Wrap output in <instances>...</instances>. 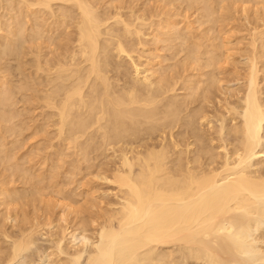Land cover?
<instances>
[{
    "label": "bare ground",
    "instance_id": "6f19581e",
    "mask_svg": "<svg viewBox=\"0 0 264 264\" xmlns=\"http://www.w3.org/2000/svg\"><path fill=\"white\" fill-rule=\"evenodd\" d=\"M16 1L17 0H0V9H5L7 7L6 14L7 12L9 13L10 9L16 10ZM102 1L99 0V3H102ZM163 1L164 0L160 2L163 3ZM167 1L170 3V0ZM175 1L178 2V0ZM175 1L172 0L171 3H175ZM179 1H183L182 5L185 2L187 6L189 5L188 3H193V6H196L195 4L199 0ZM223 1L225 2L227 0H222L221 2ZM235 1L236 5L234 0H231V2L229 1L230 5L233 4L236 6L233 7V11H230L232 15L233 12H236L234 9L237 8L239 10L238 7L241 6L238 0ZM245 1L246 5H242L243 7H241L240 10L244 15L247 14V9L248 11L251 9L249 8L250 3L247 5V2L252 0ZM254 1L255 3L257 2V0ZM254 1L252 2L255 5ZM259 1L261 0H258L257 3L261 5L262 2L261 6H264V2ZM18 2L19 1H17V5L22 9L21 18L22 16L23 18L20 19L19 14H17L15 20L8 17L9 20L12 19V23L10 22L9 24V21L8 23L5 22L6 26L7 24L10 26L8 28L6 27L7 33L6 31L3 33L4 30L2 32L5 23L4 26L2 25L3 23H0V34H4V37H0V40H6L7 37L5 34L8 35V41H6L5 44L3 42L2 45L0 41V61L11 57H14L15 60L17 57L18 60L22 52L23 55L26 54V58L28 55L29 58L30 56L33 58V66L30 70L33 68L35 71L34 75H38L37 77L40 81H37L36 85H34V87H38V89L36 88L37 90L34 89V94L35 90L38 93L37 98L36 95L32 97L39 101H37L39 104V106H37L41 109L40 114L42 115L40 116H44V120L41 119V121H44V125L41 124V130L39 129L41 133L38 131V134L40 133L43 135L45 128L47 129L48 126H51L52 129L54 128L53 130H55L56 133V139L54 140H57L60 144L63 142L67 148L69 146L72 147L73 150L71 154H73L71 157L74 161L77 160L76 164L80 161L83 163L85 156L86 159H88L87 155L91 154V152L95 151L96 154V151L101 152L102 150L103 155V152L105 154L106 151L112 149L113 152L111 157L118 158V162L114 164V166L112 163L114 170L112 171L113 173L110 174V176L112 175L110 182L108 181L109 178L106 177H103L104 179L102 178L101 180L108 181L111 185L113 184L116 186L115 190H117V192L116 194L114 193L116 201L109 204L110 209L104 210V207V212L100 210L102 214L93 215L94 213H90L92 215L90 216L91 219L88 218L89 221H86L85 218L79 216L80 214L82 215L80 211L79 215L77 214V207L79 208V206L76 207L72 204V196L68 197V194L66 197L63 195L62 190L61 194L59 191L60 188L56 190L55 185L51 186L53 176L50 178L51 181H49L50 179L47 181L46 176L48 175L45 176L44 173V175L41 176V170L40 177L45 176L44 178L46 180L44 181H47L48 185L51 183V185L47 187L45 183V186L43 185V187L35 189V186L33 187L32 184L33 191L36 193L35 196H37L36 201L38 203V201L41 200L40 203H43V199L50 195L51 199L49 197L48 200H50L51 203L48 201L50 203L48 207L51 205V210L52 206L53 210H58L55 216V218H57L54 220L50 219L54 214L53 212L50 213V218L47 217V215L44 216L46 218H43L42 216L44 214L40 217H35L38 216L35 215V213V216L33 215V217H30L29 213V218L27 217L23 211L22 202L25 204L27 200L26 204H29L30 209L32 187L29 185L28 189H31L30 194L26 188V190L21 189L19 184H22L25 178V185H27V181L37 176H31V173L29 175L28 172L31 171L29 167L31 166L27 167L29 169H27L28 172L26 169H22L24 165L22 166L19 164L21 157L18 161L16 159L17 162L15 161L12 164L14 157L16 158L17 155L18 157H24L20 153L18 154V149L20 147L17 149L18 152L16 149L15 151L12 150V152H16L14 157H12L14 153L11 152L12 155L10 154L11 148H8V145L12 142L11 146H15L13 145L15 136L12 137L10 135L11 142H7V146L5 145L6 142L3 141L5 140L3 134H7V138L8 133L15 135L17 132V128L15 130L16 132H14V122L11 121L13 119H18L16 114H9L10 111H13H5L4 108L6 106L9 107L11 99L12 103L14 102L12 95L14 96L16 94L15 89L18 92L20 90L18 85L16 88L11 85L10 89L12 87V89H14V92H11L7 89L9 85L6 86V84V89H4V83L6 81L3 83L2 80L6 75L3 72L1 76H5L4 78L1 77L2 80L0 82V167L2 166L1 170H3L0 172V213L3 214L0 215V243L2 245L0 246V264H14L23 254L26 256L27 254L25 255V253L33 250L31 248L35 245V235L48 237L51 241L49 244L52 245L51 248H53L50 254H46L49 253L48 251L45 255L41 253L42 257L39 259L40 263L38 264H42L41 261L43 262V260L49 261L50 264H189L191 261H194L195 264H252L256 260L260 263L261 259L262 264H264V250L253 245L254 240L259 237V231L262 230L263 232L264 227V159L260 157V155H264V151L259 150L262 149L264 145V65L261 66V63H259V60L262 61V59H264V54L260 56L256 46L257 41H259L258 38L262 41V47L264 46V41L262 39L264 38V32H260L261 30L258 29L259 25L256 27L259 31L253 27L252 33L248 28L245 30V32L249 31L248 33H251V38L248 36L249 41L246 40L250 42L249 47L251 45L250 49H247V52L244 53L246 58L243 56V53H241L242 59L243 57L245 58L244 66L246 65V70L242 72V62L241 71H239V73L244 74L240 77L241 81H233L234 84L236 82L241 83H239L237 87L231 88L227 86L223 89L221 85L223 84L221 80L223 76L221 75L224 74V71L222 69L224 68L225 70V66H228L230 62L233 64L234 62L230 60H233L232 55L235 57V55L232 54V52L234 53L235 51L233 50L231 52L229 46L231 45L234 47L235 43H242V40L240 41L239 39V42L236 41L233 45L231 41H223L222 37V40L219 38L220 41L218 36L215 35L212 36L214 38L210 36L213 41L209 40L210 37L208 38L210 42L212 41L211 44L208 43L207 46H203L201 44V38L198 39L194 35H191L193 41L184 43L182 26L178 27L181 25L180 23H178V26L175 24L177 20H179V17L177 14L173 13L174 7L172 8L174 17L171 18L173 20L176 15L178 19L175 18V23L170 22V18L164 21L163 18H166V16H163L162 19H159L160 16H157L158 20L152 12L154 9L151 10L153 15H150L148 12L147 16L143 13L139 14V12H136L137 9L132 10L133 6L128 12L126 11V13H123L125 9L122 4V7H118L116 3H114V6L111 5L113 4L112 2H116V0H108L109 5L107 7H111L107 10L106 8L102 10L105 4L101 6L96 0H20V2ZM119 2L122 3V0H119ZM221 2H219L218 5L224 4L223 7H227V4L225 5V3ZM3 3H6V6L4 5L3 7ZM212 3L214 4V2ZM212 3L209 0H203V7H200L201 9L199 8L202 10V14L200 15L201 21V17H203V19H205V17L206 19L211 17V20L213 17L215 18L214 14H216V10H214V8L217 6L215 7V4L212 5ZM237 3L239 4L237 5ZM257 3L254 7L252 5L253 8H259L258 10L255 8L254 12L252 11L253 15L250 11L251 15L249 16H252V18L256 16L259 17L264 9V7H260ZM133 4L134 3H132V5ZM126 5L127 4H125V7ZM166 5L167 3L164 4L165 7ZM182 5L180 4L179 7ZM187 6L186 8H188ZM193 6L192 4L189 6L190 10L193 9ZM199 6H201V4H199ZM247 6L248 8L245 9ZM54 7H56L57 12ZM141 7H144V5ZM223 7V13H220L221 6H219L216 15H218L219 12V14L226 16L225 10H227V8L224 10ZM137 8L139 9V7ZM156 8L157 6L155 7V11H157ZM177 8L178 7H176V10ZM164 9L165 8H162V13ZM144 10H146V8ZM169 10L171 9H168V11ZM168 11L167 14L169 15ZM228 11L229 10H227V12ZM159 12H161V10ZM184 12H186L185 8ZM199 14L200 12L198 13L197 11L195 15L196 18L199 17ZM227 15V19L228 17L229 19L232 18V16L230 18V14ZM239 15V18H244L240 12ZM6 16H3V18H6ZM261 16L258 19L261 20ZM47 17L49 18L47 19ZM257 17L254 18L255 22L257 21ZM219 18L220 15L218 19ZM222 18L224 17L222 16ZM246 18L247 16L245 19ZM263 18L262 21H264ZM50 19L51 21L48 23L47 20ZM67 19L72 23L71 25L69 24L70 27L67 26V24L70 23V21L67 23ZM155 19L158 21H155ZM200 19V28L202 29L203 25L207 23H205V21L204 23L201 22ZM220 19L219 21H224L223 24L225 25L226 19ZM247 19L250 20V17ZM4 20L7 21V19ZM59 20L60 25L57 24ZM217 20L216 23L214 20V23L215 26L217 24L216 32L220 35L222 32H219V30L224 31V28L221 30L222 28L220 27L221 29L219 28V30H217L219 25L223 26V24L221 22L220 24ZM23 21L26 22V26H23ZM189 21H191V19ZM212 21H206L208 22V29H210L209 24ZM233 21L235 22V20ZM258 21L256 23H258ZM46 22L48 23L47 26ZM178 22H181V20ZM191 22H195V18L194 21ZM228 22H230V20L227 21V24ZM260 23V27L262 26L264 30L262 22ZM248 24L250 23L248 22ZM248 24L245 23V26ZM61 26L63 31L66 29L65 32L68 28L72 29L70 33L68 30L71 37L65 42L66 44L68 43L64 45L65 48L63 47L64 49H61V51L59 50L60 54H57L54 58L51 57L53 58L51 61L48 60L49 57L47 58L42 54L43 52H47L46 49L48 48H52L53 50L57 42V47L59 43L64 44L61 38L63 35V33H61ZM155 26L161 31L160 32L156 28V30L159 31L158 37L160 33H163L161 37L164 36V38L159 39L156 36L157 31L155 30ZM176 26L177 29L179 28V31H176L177 29L175 30ZM191 26L192 28L193 26L197 27V25H193L192 23ZM215 26L213 24L212 27L215 29ZM57 27L60 28V32H58L59 30L57 31ZM189 27L190 25H188L187 29L191 31L192 29ZM227 27L229 28V26ZM200 28L198 29L200 30ZM29 29L30 32L28 31ZM185 29L186 28H184L183 31H185ZM208 29L205 28V30L209 32ZM228 30H230V28ZM25 32L31 35L30 37L29 35L27 36L29 40L24 38ZM55 32L56 34L58 32L57 36L60 35L59 33L62 34L60 35V42L57 41L58 38ZM154 32H156V35ZM204 32L205 31H203V34ZM195 33L197 34L198 32H195L194 29V34ZM226 33V38L228 40L231 39L228 37V31ZM232 33L230 31V34ZM45 34H50V36L47 38V35L44 42H42L43 35ZM53 34L56 36V42L52 47V42L55 40ZM67 34L63 35V38L66 39L68 36ZM208 34L213 35L210 32L207 34L205 32V37ZM9 35L12 38L10 37L9 39ZM199 35L201 36V34ZM35 37L38 38L37 40H40V43H43H41L40 46L44 47V51L42 49L39 50L37 47L39 51H35V53L32 52L31 47H33L32 43H34ZM231 37L234 38L235 36L231 35ZM143 38L145 40L146 38L155 39V41L152 40L154 46L156 40H158V44L162 42L160 46L163 45V43H167L168 46L172 43V49L179 45L178 41H181V48L183 47L181 52L186 53L183 55L184 59H181L180 67L178 64L177 69L176 64V68L173 67V70H171L169 64H166L164 68H169L170 70L168 69V71L170 72L166 75L164 74L165 76L160 74L159 69H161V67L159 68V65L162 63V60L158 61V71L155 70L156 68L154 67L156 64L155 66L153 65L152 59V64L149 59L143 60L148 50H151L150 47H148V50L146 49L145 44L147 42L145 43ZM37 40L34 46H36L37 43L40 44ZM175 41H177V45ZM214 41L215 43H213ZM261 41H259L260 44L258 43V46L261 45ZM152 42L150 41V45ZM173 42H175L176 46ZM247 42H245L246 45H248ZM26 44L28 46L30 45L27 47L29 51L26 49ZM62 44L61 46H63ZM158 44H156V46ZM24 45L25 49L28 51L26 53L24 52L26 51ZM165 46L167 47V45ZM165 46L163 47L166 48ZM155 47L153 48L152 46L153 49H155ZM244 47L247 48V46ZM262 47L260 49L258 48L260 53ZM162 49V47L161 49L159 48L161 52ZM177 49L180 50V45ZM177 49L172 50L174 53L176 51V54H174L175 58L170 55L173 60L169 58V62L171 60L174 61L177 55L179 57L180 51ZM34 50L35 47L33 48V51ZM155 51L152 55L149 54V56L152 57L154 53L157 55V51ZM150 52H152V50ZM250 52L251 54H249ZM52 53L53 51L49 52V54L47 52V56H51ZM55 53H58L57 48ZM55 53L53 54L55 55ZM246 53L249 56H246ZM23 55L21 58L25 57ZM146 57L149 58L148 56ZM154 59L155 58H153V60ZM142 60L145 62L141 63ZM2 62H0V69L1 65L2 67L4 66ZM159 62L161 63L159 64ZM163 62L167 63L165 59ZM27 63H25L24 67L28 65ZM229 66L231 67V65ZM20 68L22 69V67ZM164 68H162L161 71ZM17 69L19 70V66L16 70ZM165 69L164 72L166 73L167 70ZM174 69H177L176 72H174ZM24 70H26V68ZM236 70L238 69H234L235 72ZM222 72L223 74H221ZM219 76H221V78H219ZM30 78L32 82V79H34L32 74ZM4 80H6V78ZM26 81L27 82L24 84L28 83L29 77ZM229 83L232 82L229 81ZM31 84L33 87V83ZM31 84L29 82V85ZM23 85H19V87ZM25 87L27 89V86ZM26 89L25 91H28ZM31 91H33V89ZM178 91L181 92V95ZM214 91H216L218 95H221V98H217ZM17 95L15 97H17ZM12 103L11 105L13 106L14 103ZM11 105L10 107H12ZM38 118L40 117L38 116ZM10 121L12 122L13 128L11 125L7 126V123L9 122L10 124ZM21 121L22 120H20V123L22 124L23 121ZM3 124L6 125L4 126ZM38 124L40 126L39 121ZM34 131L36 132V130ZM17 133L19 135V132ZM38 134L36 133V135ZM18 135L16 138L20 137ZM42 135L41 138L45 141L46 138L43 139L44 137ZM46 135L48 136V134ZM17 140L16 142L14 141L16 145L18 143ZM50 141V143H52L53 138ZM4 142L5 144H3ZM38 144L39 143H37V145ZM52 147L50 144V150H52ZM116 147H120L119 154L115 151L117 150ZM60 148L64 149L63 145ZM67 148L66 150L68 151ZM12 149H14V147H12ZM56 151L55 149V153L52 151L54 156L51 155V157H55L56 153L62 157L60 154L62 151H60V153ZM74 151L75 156H73ZM63 155L65 156L64 153ZM57 157L58 156L54 159L56 160ZM79 157L82 158V160ZM11 158H13V160ZM62 158L56 161L59 162L61 159V162H63ZM90 159L91 157L89 160ZM95 160H97V158H95ZM49 162L51 163V168H53L54 165L52 164L54 161L51 162L49 160ZM7 164H9V166ZM12 166H15L13 168H16V172L14 171V173L12 169L13 174L11 173L12 175H10L9 173V175H6V171L8 169L10 170ZM41 167L43 169L45 168L43 165ZM55 170L51 169V171L59 173L58 169L55 168ZM36 173L38 175V172ZM48 174L50 177V173ZM53 174L54 173H52V175ZM66 174L68 175V173H64L65 177ZM37 178L40 179L39 177ZM37 178V183L42 186L40 182L43 184V181L40 180L39 182ZM54 179L56 180L55 177ZM33 180L35 181V179ZM17 182H19L18 185ZM72 182L70 186L73 188L72 184L74 183ZM11 184L12 186H10ZM15 184L16 186H13ZM64 184H68L69 186L68 182L65 183L64 181ZM35 185H37L36 182ZM82 185L84 186L86 184L82 183ZM17 186H19L21 190H19ZM46 189L47 191L49 190L48 193L45 192ZM62 189H64V186ZM73 191L75 190L73 189ZM93 191L92 193H94ZM94 194H96V192ZM86 195L85 202L84 197ZM86 195H82L84 201H81L82 203L80 202V204L78 203L80 206L82 205V207H84L87 201H92V196H90V200H87L89 195ZM73 198H75L74 195ZM76 198L81 197L76 196ZM99 202H101L100 198ZM45 203L46 201L44 205ZM47 203L45 210L46 208L49 210ZM90 204L92 205V203ZM93 204L96 205L97 202ZM87 206L89 207V205ZM87 206L84 208L86 209ZM91 207H94V205ZM97 207L98 209H102L101 206ZM48 210L47 212L49 213ZM27 212L28 211H26V213ZM76 215H78L79 218ZM59 223L63 225L59 226ZM8 229H14L17 232H14V234ZM57 229L60 231L58 232ZM54 230L57 232H54ZM257 232L259 233L257 234ZM257 244H259L258 240ZM175 247L178 248L177 253L181 252V256L178 257V255H175ZM244 256L246 257L243 259L242 257ZM36 259L38 260V258ZM188 259H191V261L189 262ZM222 259H224L223 262ZM250 261H252V263H250Z\"/></svg>",
    "mask_w": 264,
    "mask_h": 264
},
{
    "label": "rangeland",
    "instance_id": "374dc122",
    "mask_svg": "<svg viewBox=\"0 0 264 264\" xmlns=\"http://www.w3.org/2000/svg\"><path fill=\"white\" fill-rule=\"evenodd\" d=\"M17 1H19L20 2V0H17ZM17 1H16V5H15V9L16 10H11L10 9V11H9V13L7 12V14L5 13L6 11H7V7L5 8V9H0V16H1V21H0V23L4 26V23L5 22H7L8 23V21H9V24H10V22L12 23V19L11 20H9L8 19V17L9 18H13L14 20H15V18L17 17V14H19L20 15V17H19V15H18V17L20 18V19H22L23 18V16H22V18H21V15H22V9H21V7L20 6H18L17 5ZM102 1V0H101ZM104 1V2H103ZM102 1V3L100 2L99 3V0H96V2H98L101 6L102 5H106V3H107V5H106V7H105V5L102 7V10H104L105 8H106V10L108 9V8H110L111 6H109V7H107L109 4H108V0L107 1H105V0H103ZM110 1H112V0H110ZM121 1V0H120ZM133 1V2H132ZM160 1H162V0H122V3L121 2H119V0H118V3H117V0H116V2H112L113 4H111V5H113L114 6V3H116V5L118 4V7H122V5H123V8L125 9L124 11H123V13H126V11L128 12V10L129 9H131L132 8V6H133V9L132 10H136V12H139V14H145L146 16H147V13L149 12V14L150 15H153V13H154V16H155V18H157V16L159 17L160 16V18L159 19H162V17L163 16H166V18L164 17L163 18V20L164 21H167V20H165V19H169L170 18V22H173V23H175V18H177L176 17V15H175V18L172 20V18L174 17V14H177V16L179 17V20H177V22L175 23L177 26H178V23H180L181 25L180 26H178V27H181V29H182V34H183V40H184V43L185 42H190V41H193V37L191 36V35H194L195 37H197L198 39L199 38H201V44L203 45V46H207V44L209 43V44H211L212 43V41H213V39L212 38H214V37H212V36H215V35H217L218 36V39L220 38L221 40H222V38H223V41L224 40H226V41H231V44H233L234 42H236V41H238L239 39H240V41L242 40V43L241 42H239V43H235V45H234V47L233 46H229L230 48V51L232 52L233 50L235 51L234 53L232 52V54H234L235 55V57H233V55H232V59L233 60H230V61H232V62H234L233 64H231V62H230V64L229 65H231V67L228 65V66H225L226 68H225V70H224V68L222 69L223 71H224V74H223V72L221 73V74H223V75H221V76H223V78L221 79L222 80V82H223V84H221L222 85V87H223V89H225V87H231V88H233V87H237V85L239 84V83H241V82H236L235 84L233 83V81H241V78L240 77H242V75L244 74V73H239V71H241V66H242V64H243V66H242V72H244L246 69H245V66H244V61H245V55H244V53L245 52H247V49H250V47H251V45H250V47H249V43L250 42H247V41H249V37L251 38V31L253 30L252 29V27L254 28V29H257L256 27L259 25V28L258 29H260L261 31L260 32H264V30H263V27L261 26L260 27V22H262V25L264 26V21H262V18L264 17V15H263V12H264V9L262 10L261 8V10H262V14L261 15H263V16H261V15H259V17L261 16V20L260 19H258L259 17H257V21H258V23H256L255 22V20H254V18H256V17H254L255 16V14H254V18H252V16H249V15H251L250 14V11H251V13H252V15H253V12L255 11V8H253L255 5H256V3L258 2V0H257V2L255 3V1L254 0H252V1H254V3H255V5L253 4V2L252 1H250V0H248V1H250V2H247V5L250 3V5H249V8H251L249 11H248V6L245 8V9H247V14L246 15H244V13L243 12H241L240 10H241V7H243L242 5H246V1L244 0V3H243V0H241V2H240V0H238L239 1V3L241 4V6L240 7H238L239 8V10L237 9V8H235L234 10L237 12V11H239L240 12V14L241 15H243V17L244 18H239V12H233V15L234 14H236V15H232L231 14V10L233 11V7H236V6H234L233 4V6L232 5H230V2H231V0H227L228 1V3H227V1H223V2H221L220 0H219V2H221V3H225V5L227 4V7H223V5L222 4H220V5H218V0L216 1V0H209L211 3L212 2H214V4H215V7L216 8H214L212 5H214L213 3H212V7L214 8V10H216V14H217V10H218V8H219V6H221V11H220V13L222 12L223 13V11H222V7H223V9L225 10L226 8H227V10H229L228 12H227V10H225L226 11V16L225 15H221V14H219V12H218V15H216V14H214V16H215V18L213 17L212 18V20H211V17H209V18H207L206 19V17H205V19H203V17H201L202 18V21H201V19H200V15L202 14L201 12H202V10H200L202 7H203V0H199L198 2H196V6H193V3H191L192 4V8L193 9H191L190 10V3H188V2H186V3H188L189 5L187 6V4H185V2H184V4L182 5V3H183V1H179L178 0V2L177 1H175V0H173V1H175V3H177V4H175V3H171V1L172 0H170V3L167 1V0H164L163 1V3L162 2H160ZM205 1V0H204ZM261 1H263L264 2V0H261ZM261 1H259V2H261ZM18 2V3H19ZM123 2H124V4H123ZM126 2V3H125ZM159 2V3H158ZM180 2V3H179ZM234 2H235V5H236V1L234 0ZM130 3V4H129ZM132 3H134L133 5H132ZM144 3V4H143ZM167 3V5H169V6H167L166 5V7L164 6V4H166ZM198 3V4H197ZM205 3V2H204ZM233 3V2H232ZM239 3H237V5L239 4ZM122 4V5H121ZM125 4H127L126 5V7H125ZM157 4V5H156ZM173 4V5H172ZM182 5V6H180L179 7V5ZM199 4H201V6H199ZM260 7H264V6H261L262 5V2H261V5L259 4V3H257ZM264 4V3H263ZM4 5L6 6V3L4 4L3 3V7H4ZM115 5V6H116ZM121 5V6H120ZM144 5V7H141V6H143ZM171 5V6H170ZM252 5H253V7H252ZM131 6V7H130ZM147 6V7H146ZM152 6V7H151ZM157 6V8H156V10L157 11H155V7ZM160 8H159V7ZM185 6V7H184ZM186 6L188 7V8H186ZM197 6H199V7H197ZM251 6V7H250ZM13 7V6H12ZM128 7V8H127ZM136 7V8H135ZM137 7H139V9L137 8ZM174 7V9H173V13H172V8ZM176 7H178L177 8V10H176ZM182 7V8H181ZM198 9H197V8ZM201 7V8H200ZM258 7V6H257ZM18 8H19V10H20V12H19V10H18ZM135 8V9H134ZM141 8V9H140ZM146 8V10H144ZM158 8H159V10H158ZM162 8H165L164 10H163V13H162ZM184 8H185V11L186 12H184ZM195 8V9H194ZM200 8V9H199ZM229 8V9H228ZM230 8H232V9H230ZM54 9L56 10V12H57V9H56V7H54ZM127 9V10H126ZM150 11H149V10ZM154 9V11H152L151 12V10H153ZM168 9H171V10H169L168 11ZM179 9V10H178ZM188 9V10H187ZM254 9V10H253ZM257 9V8H256ZM259 9V8H258ZM257 9V10H258ZM3 10V11H2ZM140 10V11H139ZM142 10H143V12H142ZM148 10V11H147ZM161 10V12H159ZM166 10V11H165ZM182 10H183V12H182ZM190 10V11H189ZM12 11H14V12H12ZM167 11H168V13H169V15L167 14ZM178 11V12H177ZM195 11V12H194ZM197 11H198V13L200 12V14H199V17L198 18H196V14H197ZM242 11H243V8H242ZM253 11V12H252ZM260 11V10H259ZM151 12V13H150ZM158 13V15H157V13ZM180 12V13H179ZM59 13V12H58ZM57 13V14H58ZM155 13H156V15H155ZM162 13V14H161ZM166 13V14H165ZM179 13V14H178ZM196 13V14H195ZM249 13V14H248ZM172 14H173V16H172ZM180 14H182V15H180ZM225 14V13H224ZM227 14H230V18H231V16H232V18L231 19H229V17H228V19H227ZM7 15V16H6ZM150 15H148V16H150ZM162 15V16H161ZM187 15H188V17H187ZM191 15H193V16H191ZM219 15H220V20H224V18L226 19V23H225V25L223 24V22L224 21H219V19H218V17H219ZM3 16H6V18L4 17L3 18ZM167 16H168V18H167ZM181 16H182V18H181ZM195 16V17H194ZM217 16V17H216ZM222 16L224 17V18H222ZM247 16V18H249L250 17V20H251V22H252V24H254L255 25V27H254V25H252L251 24V22H250V20L249 19H245V17ZM172 17V18H171ZM183 17H184V19H183ZM190 17V18H189ZM237 17V18H236ZM2 18H3V20L4 19H7V21L6 20H2ZM49 17H47V19H48ZM187 20H186V19ZM189 18V19H188ZM194 18H195V22H191V21H194ZM234 18V19H233ZM33 19V18H32ZM158 19V18H157ZM157 19H155V21L157 20ZM158 19V20H159ZM178 19V18H177ZM183 19V20H182ZM191 19V21H189ZM199 19H200V21L201 22H203L204 23V21H205V23H207V24H204L203 25V30L200 28V22H199ZM218 19V20H217ZM244 19V20H243ZM157 20V21H158ZM181 20V22H178V21H180ZM184 20H186V21H184ZM214 20H215V23H216V20L220 23H222L223 24V26L222 25H219L218 26V29L217 30H219V28L221 29V30H223V28H224V31H220L219 30V32H222L220 35L219 34H217V32H216V28H217V24H216V26H215V23H214ZM230 20V22H228V24H227V21H229ZM233 20H235V22L233 21ZM236 20H237V22H236ZM242 20H243V22H242ZM248 20V21H247ZM263 20H264V18H263ZM49 21H51V19L50 20H47V22L49 23ZM67 21V23H68V21H70L69 19H67L66 20ZM183 21V22H182ZM188 21H189V23H188ZM197 21V22H196ZM206 21H212V22H210V29H208V22H206ZM244 21H245V23H247L248 24V22L250 23V24H248V25H246L245 26V23H244ZM46 22V26H47V23ZM162 22V21H161ZM199 22V23H198ZM254 22V23H253ZM66 23V24H67ZM155 23H158V22H155ZM183 23V24H182ZM190 25V27H191V31L189 30V29H187L188 28V25ZM191 23L193 24V25H197V27L196 26H193V28H192V26H191ZM197 23V24H196ZM203 23H201V24H203ZM211 23H212V25H211ZM220 23V24H221ZM229 23H230V25H229ZM9 24H7V26H6V23H5V26H4V28H3V26L1 25V27L3 28L2 29V32H3V30H4V32L3 33H5V31H6V33H7V28L8 27H10L9 26ZM26 24V22L25 21H23V26ZM57 24H59L60 25V20H59V22L57 23ZM69 24L71 25L72 23H71V21H70V23H68L67 24V26H69ZM213 24H214V26H215V29H214V27H212L213 26ZM185 27H184V26ZM229 26V28H230V30H228L229 28L227 27V26ZM243 25V26H242ZM26 26V25H25ZM40 26L42 27V25L40 24ZM177 26L175 27V30L177 29ZM199 26V27H198ZM202 26V25H201ZM226 26V27H225ZM241 26V27H240ZM244 26H245V28H244ZM7 27V28H6ZM70 27V26H69ZM189 27V28H190ZM156 28H157V26H155V30H156ZM184 28H186L185 29V31H183V29ZM198 28H200V30L197 29ZM205 28L206 29H208L209 30V32L210 33H215V34H213V35H211V34H208V35H206V37H205V32H206V34L207 33H209L208 31H206L205 30ZM211 28H212V30H211ZM227 28V29H226ZM233 28V29H232ZM243 28V29H242ZM246 28H248V30L251 32V33H248L249 31H246L245 32V30H246ZM250 28V29H249ZM262 28V29H261ZM10 29V28H9ZM60 28H58L57 27V31L59 30ZM180 29V30H181ZM194 29H195V32L197 31L198 33L196 34H194ZM257 29V30H258ZM61 33H63V35H66L67 33H68V30H69V33L70 32H72V29L70 28H68V30L65 32V30L63 31V28H62V26H61ZM157 30H159L158 28H157ZM156 30V31H157ZM228 31V37L229 38H231V39H227L226 37H227V31ZM243 30V31H242ZM29 32H30V29L28 30ZM27 31V32H28ZM55 31H56V28H55ZM160 31V30H159ZM159 31H157V35H156V32H154V34L158 37V34H159ZM176 31H179V28L176 30ZM191 32V34H190V32ZM202 31V32H201ZM203 31H205L204 32V34H203ZM215 31V32H214ZM230 31H231V33L232 34H230ZM244 32V33H242V32ZM259 31V30H258ZM58 32H60V30L58 31ZM58 32H57V34H58ZM66 34H65V33ZM161 32V31H160ZM163 32V31H162ZM165 32V31H164ZM181 32V31H180ZM185 32H186V36H185ZM201 32V33H200ZM0 33H1V30H0ZM61 33H59L60 35H62ZM67 34L68 36L66 37V39L65 38H63V35H62V39H63V41H64V44H62L63 46H61V44L59 43V45H58V47H57V44H58V42L56 43V46L55 47H53L54 45H55V42H56V36H57V34H56V32H55V34H56V36L53 34V37H54V41L52 42V44L53 45H51L52 47H53V50H52V48H48V49H46V51L48 52V54H49V52H51V51H53V53H55L56 52V48H57V51H58V53H55V55L52 53V55L51 56H47V52H43L44 51V47L43 46H40L41 45V43L42 42H44V40L46 39V36L48 35V34H45V35H43V38H42V42L40 43V40H37L38 38L37 37H35V41H34V43L36 44V40L37 41H39V43L40 44H38L37 43V45L36 46H34V43H32V45H33V47H31V49H32V52L33 53H35V51L37 52V51H39V50H43L42 52H43V54L42 55H44V56H46L47 58H48V60H53V58L55 57V56H57V54H60L59 52L61 51V49H64L65 47H64V45L66 44L65 42H67L69 39H70V34ZM188 33H189V37H188ZM225 33H226V36H225ZM246 33H247V35H246ZM32 34V33H31ZM199 34H201V36L199 35ZM202 34H203V38H202ZM236 34V35H235ZM3 35V36H2ZM0 34V37H4V34ZM25 39L27 38V36L29 35V37L31 36L29 33L27 34L26 32H25ZM60 35H58L57 36V41H61V40H59L60 39ZM161 35H163V33H160V35H159V39L160 38H164V36H162L161 37ZM231 35L232 36H235L234 38L233 37H231ZM5 36L7 37V39L6 40H3L2 38V40H0L1 41V44L3 45V42H4V44H5V42L6 41H8V35H6L5 34ZM50 36V34L47 36V38ZM191 36V37H190ZM199 36V37H198ZM212 38H211V37ZM224 36H225V39H224ZM249 36V37H248ZM10 35H9V39H10ZM186 37V38H185ZM210 37V38H209ZM222 37V38H221ZM239 37V38H238ZM12 38V37H11ZM206 38H207V42H206ZM208 38H209V40H212L211 42L208 40ZM236 38H237V40H236ZM244 38V39H243ZM246 38V39H245ZM28 40H29V38H27ZM65 39V40H64ZM189 39H192V40H189ZM203 39H205V40H203ZM219 39V40H220ZM259 39V41H261V39L260 38H258ZM263 39V41H264V38H262ZM149 40V41H148ZM152 40L153 41H155V39H153V38H146V40L143 38V41L146 43L145 45H146V49L148 50L149 48L148 47H150V49L152 50V52H150L149 50H148V53H147V55H145V58L143 59V60H145V59H149V61H150V63L152 64V62H153V65L155 66V64H156V66L154 67V68H156L155 70H157L158 71V69L161 67V69L162 68H164V67H166V64H169V68H171V70H173V67L174 68H176V64H177V69H178V64H179V67H180V62H181V59H184V56L183 55H185V53L186 52H181L182 51V49H183V47L181 48V41L179 42L178 40V44L180 45V50L179 49H177V47L179 46V45H177V41H175L176 42V45H175V42H173L174 43V45L176 46L174 49H177L178 51H180L179 52V57H178V55H177V57H176V61L174 62V61H172L173 60V58H175V55L174 54H176V51H175V53L174 52H172V50H174V49H172L171 48V46H173V44L171 43V45H169L168 46V44L166 43H163V45H161L160 46V43L162 44V42H159V44H158V40H156V42H155V46H156V44H158L156 47L153 45L154 43L152 42ZM189 40V41H188ZM218 40V41H219ZM220 40V41H221ZM247 40V41H246ZM62 41V42H63ZM150 41L152 42V44L150 45ZM204 42V44H203V42ZM209 41V42H208ZM259 41H257V43H256V46H257V52L259 53V55L261 56V54L263 55L264 54V46L262 47V41H261V45H259L258 46V43L260 44V42ZM149 42V43H148ZM206 42V43H205ZM245 42H247L248 43V45H246L245 44ZM213 43H215V41L213 42ZM216 43H217V41H216ZM43 44V43H42ZM68 44V43H67ZM66 44V45H67ZM206 44V45H205ZM238 44V45H237ZM40 47H39V46ZM165 45H167V47L165 46ZM237 45V46H236ZM240 45V46H239ZM243 45V46H242ZM30 46V45H29ZM27 44H26V49L28 50V48L27 47H29ZM59 46H60V48H59ZM152 46H153V48L155 47V49H156V51H155V49H153L152 48ZM163 46H165L166 48H164ZM244 46H247V48H245ZM262 47V49H263V52H262V49H261V53H260V50H258V48L260 49L261 47ZM35 47V50L33 51V48ZM37 47L39 48V50L37 49ZM42 47V48H41ZM64 47V48H63ZM161 47L163 48L162 49V52L159 50V48L161 49ZM231 47H232V49H231ZM236 47V48H235ZM239 47V48H238ZM249 47V48H248ZM59 48V49H58ZM167 48H169V49H167ZM234 48V49H233ZM24 49H25V45H24ZM25 49V50H26ZM240 49H241V51L242 50H245V51H240ZM1 50V49H0ZM24 51L25 53L26 52H28V51ZM60 50V51H59ZM169 50H170V52H171V54H170V52H169ZM156 52L157 53V55H155V53H154V57L152 56V57H150L149 56V54H153V52ZM164 51V52H163ZM167 51V52H166ZM230 51H229V53H230ZM237 51V52H236ZM249 51V50H248ZM161 53V54H159V53ZM172 53H173V55H172ZM180 53H181V55H180ZM183 53V54H182ZM241 53H243V56L245 57H243V59H242V54ZM46 54V55H45ZM162 54H163V56H162ZM177 54H178V52H177ZM241 54V55H240ZM249 54H251V52L249 53ZM23 55V52L21 53V55L19 56L20 58L18 59L19 60V62H18V60H17V57H16V60H15V58L14 57H11V58H9V59H7V58H5V59H2V61L4 62L5 60V62L3 63L2 61H0V62H2V64H4V66L2 67V65H1V69H0V82H1V80H2V78L1 77H3L4 78V76L6 75V80H2V82L4 83V81H6L5 83H4V89H6V86L7 85H9V86H7V89H9L11 92H14V89H10V87H11V85L12 86H14L15 88H16V86L18 85V88H20V90H19V92L18 91H16V89H15V95L13 96L12 95V97H13V103L15 104V106H14V104L12 103V99H11V103L13 104V106L11 105V103H10V105L12 106V107H10V105H9V103H8V105H9V107L8 106H6L5 108H4V110L6 111H10V110H12L13 112H11L10 111V113L9 114H16V117L18 118V119H13V120H11L12 122H14V132H16L15 130H16V128H17V132H19V135H18V133L16 132V134L15 135H13V134H9L8 133V136H9V139H8V136H7V138H6V135L7 134H3V136H5L4 137V139L5 140H3V141H5L6 142V144H5V142L3 143V144H5L6 146L8 145L7 144V142L9 143V142H11V138H10V135L13 137V136H15L14 137V141L16 142V140L18 139V138H20V139H18L17 141H18V143H17V145L15 144V142L13 141V139H12V141H13V145H15V146H11L12 145V142H11V144H9L8 145V148H11V150H10V154H11V152H12V150H14L15 151V149L17 150L19 147L21 148H19L18 150H19V152H18V150H17V152H18V154L20 153L21 155H23L24 157L22 158V156H19L18 157V155L16 156V158L14 157V155H16L15 153L16 152H12V153H14L13 154V156L12 157H14V160H13V158H11L13 161H12V164H13V162H15L16 161V159H17V161H18V159L20 158V161H21V163H20V161H19V164L20 165H24L23 166V170H27L28 168L27 167H29V166H31V167H29V168H31L30 170L32 171H29L28 172V170H27V172L29 173V175H30V173H31V176H33V175H35V176H37V177H39L40 179H38L37 177V179H38V181L40 182V180L41 181H43V184H42V182H40V184L42 185V186H40L39 185V183H37V181H36V178H32V177H30V178H32V179H30L31 181L33 180V179H35V181L33 180L32 181V183H31V181H30V183H29V181H27L28 182V184L27 185H25L26 184V182H25V176L24 177H22V178H24V183L22 182V184H19V186H21V189H23V190H26L27 189V191L28 192H30V194H31V189L29 190L28 188H29V185H30V187H32V184H33V187L35 186V189H39V188H41V187H43V185L45 184V185H47V187L48 186H50L51 185V183L48 185L47 184V181H48V179H50L51 178V176H53V178H52V185L51 186H53V185H55L56 186V190L58 189V188H60L59 189V191L61 192V190L63 191V195L64 196H66L67 197V195L69 194V196L68 197H71L72 196V204H74V206H79V208L77 207V209H78V211H77V209H76V211H77V214L79 215V211L82 213V215L80 214L79 216L81 217H83V218H85V220L86 221H89L88 220V218H90L91 219V217L90 216H92L91 214L92 213H94L93 215H97V214H102L101 212H102V210L104 209V207H105V209L104 210H107L108 208L110 209V207H109V204H112L113 202H115L116 201V198H114V196H115V194H116V192H117V190H115V187L116 186H114L113 184L111 185V183H109L110 182V179H111V176H110V174L111 173H113L112 171L114 170V164H116L117 162H118V158L116 159V158H113V157H111V155H112V149H109L108 151H106L105 152V154H104V152H103V155H104V157H103V155H102V150H101V152L100 151H96V154H95V151L94 152H91V154H89V155H91V156H89V155H87L88 156V159H86V156H85V159L83 160V163L80 161L79 163H81V164H79V163H77L76 164V162H77V160L76 161H74V159L71 157L72 156V154H71V152H72V147L71 146H69L70 147V149H69V147L67 148L66 147V145L65 144H63V142L60 144V142H58L57 140H54V139H56L55 138V135H56V133H55V130H53L52 128H51V126H48L47 127V129L45 128V132H43V135L42 134H40L41 133V131H39V129H40V127H41V124H43L44 125V116H40V115H42V114H40L41 113V109L38 107L39 106V104H38V100H36V98H37V95H38V93H37V89H38V87L37 86H35L34 87V85H36V82L37 81H40L39 80V78L37 77L38 75H34V70H33V68H32V70H30L31 69V67L33 66V64H32V61H33V58L30 56V58H29V55L27 56V58H26V54H24L23 56H25L23 59L21 58V56ZM164 55H165V58H164ZM173 56V58H171V56ZM231 55V54H230ZM236 55H237V57H236ZM240 55V56H239ZM146 56H148L149 58H147ZM160 56V57H159ZM167 56H168V58H167ZM246 56H249L247 53H246ZM51 57H53V58H51ZM159 59H157V58ZM239 57H241V58H239ZM13 58H14V61H13ZM153 58H155L154 60H153ZM161 58H164L165 59V62H167V63H164L163 62V60L164 59H161ZM172 59L170 62L168 61V60H170V59ZM235 58V59H234ZM263 58V57H262ZM261 58V59H262ZM21 59V60H20ZM151 59H152V62H151ZM166 59H167V61H166ZM238 59V60H237ZM25 60V61H24ZM51 60V61H52ZM142 60V61H143ZM157 60V61H156ZM160 60H162L161 62L162 63H164V64H162L161 62H159V68L157 67L158 66V61H160ZM21 61V62H20ZM29 61H30V64H29ZM141 61V63H144L145 61H143L142 62ZM178 61V62H177ZM237 62V64H236V62ZM239 61V62H238ZM7 62V63H6ZM15 62V63H14ZM28 62V63H27ZM177 62V63H176ZM243 62V63H242ZM263 62V63H262ZM12 63V64H11ZM21 63H22V65H21ZM25 63H27L26 65V67H24L25 66ZM173 63H175V64H173ZM239 63H240V66H239ZM242 63V64H241ZM259 63H261V66H263L264 65V59H262V61L261 60H259ZM1 64V63H0ZM18 64H20V65H18ZM24 64V65H23ZM245 64H246V62H245ZM6 65V66H5ZM16 65H17V67L19 66V70H20V72H19V70L17 69L16 70ZM163 65V66H162ZM173 65V66H172ZM227 65V64H226ZM235 67H233V66ZM238 65V66H237ZM29 66V67H28ZM170 66H172V67H170ZM237 66V67H236ZM20 67H22V69L20 68ZM168 67V66H167ZM228 67V68H227ZM264 67V66H263ZM3 68V69H2ZM26 68V70H24ZM169 68H167V69H165V70H167V72L165 73L164 72V69L161 71V69H159L160 70V74H162L163 76H165L166 74H168L170 71H168V69ZM222 68V67H221ZM230 68V69H229ZM232 68H233V70H232ZM244 68V69H243ZM177 69H174L175 71L174 72H176V70ZM234 69H238V70H236V72L234 71ZM1 70H2V72H1ZM4 70V71H3ZM170 70V69H169ZM232 70V71H231ZM17 71V72H16ZM3 72L5 73V75H3V76H1L2 74H3ZM164 72V73H163ZM226 72V73H225ZM20 73V74H19ZM24 73V74H23ZM28 73H29V75H28ZM33 75V78L34 79H32V82H31V78H32V76H31V78H30V75L31 74ZM27 74V75H26ZM165 74V75H164ZM238 74H239V78H238ZM20 75V76H19ZM21 75H23V76H21ZM226 75V76H225ZM221 76H219V78H221ZM28 77H29V81H28V83H26V84H24L25 82H27L26 81V79L28 80ZM156 77V76H155ZM26 78V79H25ZM36 78H37V80H36ZM238 78V79H237ZM234 79V80H233ZM11 80V81H10ZM35 82H34V81ZM226 81V82H225ZM229 81L230 82H232V83H229ZM7 82H9V83H7ZM12 82V83H11ZM14 82V83H13ZM18 84H17V83ZM29 82H30V84L31 83H33V87H32V84L31 85H29ZM228 83V84H225V83ZM39 83V82H38ZM38 83H37V85H38ZM5 84H6V86H5ZM14 84V85H13ZM24 84V85H23ZM19 85H23V86H20L19 87ZM25 86H27V89H26V87ZM239 86V85H238ZM24 87V88H23ZM29 88V89H28ZM37 88V89H36ZM25 89L26 90H28V91H25ZM33 89V91H31ZM34 89H36L35 90V94H34ZM2 90H3V87H2ZM22 91V92H21ZM215 93V96L217 97V98H221V95H218L217 94V92L216 91H214ZM224 92V91H223ZM37 93V94H36ZM178 93L181 95V92L180 91H178ZM177 93V94H178ZM18 94V95H17ZM17 95V97H15ZM35 95H36V98H34L35 97ZM218 95V96H217ZM32 96H34V97H32ZM220 96V97H219ZM26 97V98H25ZM30 97H31V99H30ZM15 98H16V100H15ZM33 98V99H32ZM18 100H19V103H18ZM38 101V102H37ZM38 105V106H37ZM36 106V107H35ZM37 107H38V109H40V110H38L37 109ZM15 108V109H14ZM16 110V111H15ZM17 111H19V112H17ZM21 112V113H20ZM38 116L40 117V118H38ZM22 120L21 122H22V124L20 123V120ZM41 119H43L42 121H41ZM10 121V124H9V122L7 123L8 125L7 126H10L11 125V127L13 128V125H12V122ZM38 121L40 122V126H39V124H38ZM16 122V123H15ZM33 122V123H32ZM35 123V124H34ZM31 124V125H30ZM4 125V124H3ZM6 125V124H5ZM4 125V126H5ZM26 125V126H25ZM38 125V126H37ZM49 125H51V124H49ZM19 127H22V128H19ZM26 127V128H25ZM28 128V129H27ZM35 128V129H34ZM38 128V129H37ZM19 129V130H18ZM27 131H26V130ZM24 130V131H23ZM34 130H36V132L34 131ZM41 130V129H40ZM48 130V131H47ZM52 130H53V132H52ZM22 131V132H21ZM38 131L40 132L39 134H38ZM47 131V132H46ZM22 133V134H21ZM34 133H35V135H36V133L38 134V135H40V136H38V135H34ZM53 133V134H52ZM31 134H33V135H31ZM46 134H48V136L46 135ZM17 135L18 136H20V137H18V138H16L17 137ZM41 135L44 137L43 139H45L46 138V142L44 141V140H42V138H41ZM15 138H16V140H15ZM52 138H53V142L52 143H50L51 141L50 140H52ZM8 139V140H7ZM30 139V140H29ZM40 139V140H39ZM7 140V141H6ZM22 140V141H21ZM42 140V141H41ZM20 141V142H19ZM20 143V144H19ZM23 143V144H22ZM37 143H39L38 145H37ZM50 144H51V149L52 150H50ZM63 145V147H64V149L63 148H60L61 146ZM5 146V147H6ZM10 146V147H9ZM18 146V147H17ZM47 146H48V148H47ZM12 147H14V149H12ZM17 147V148H16ZM24 147V148H23ZM57 147H58V149H57ZM68 149V151L66 150V148ZM7 148V149H8ZM55 149V151L56 152H58V153H60V151H62V153H60L61 155H62V157H60L59 156V154H57L56 153V156H58L57 158H56V160L57 159H59V158H62L63 159V162H61V159H60V161L59 162H57L54 158L56 157H51V155L52 156H54V154L53 153H55L54 152V149ZM59 148H60V150H59ZM117 148V150H115ZM114 150L116 151V153H120V147H116ZM47 149V150H46ZM63 149V150H62ZM38 150V151H37ZM42 150H43V152H42ZM119 150V151H118ZM259 150H262V151H264V145H263V147H262V149H259ZM31 151H32V153H31ZM52 151H53V153H52ZM34 152V153H33ZM42 152V153H41ZM67 152V153H66ZM38 153V154H37ZM45 153H46V155H45ZM63 153L65 154V156L63 155ZM31 154V155H30ZM97 154H98V156H97ZM12 155V154H11ZM32 155H33V158H32ZM41 156V157H40ZM73 156H75V151H74V155ZM48 159H47V158ZM82 157V156H81ZM91 157V159L89 160V158ZM260 157H262L263 159H264V155H260ZM36 158V159H35ZM50 158V159H49ZM80 158V157H79ZM95 158H97V160H95ZM103 158V159H102ZM45 159H46V161H45ZM65 159V160H64ZM81 160H82V158H80ZM115 159V160H114ZM37 160V161H36ZM49 160L52 162V161H54L53 162V164L52 165H54V167L53 168H51L52 166H51V163L49 162ZM95 160V161H94ZM99 160V161H98ZM109 160V161H108ZM16 161V162H17ZM23 161H25V162H23ZM31 161V162H30ZM32 161H33V163H32ZM86 161V162H85ZM91 161V162H90ZM112 161V162H111ZM43 162H44V164H43ZM49 162V163H48ZM67 164H66V163ZM73 162V163H72ZM74 162H75V164H74ZM87 162H88V164H87ZM31 163V164H30ZM42 163V164H41ZM55 163V164H54ZM59 163V164H58ZM112 163H113V166H112ZM104 164V165H103ZM8 166H9V164H7ZM7 165H6V167H7ZM43 165V167H45L44 169L41 167V166ZM75 166V167H73V166ZM109 165V166H108ZM26 166V167H25ZM70 166H72V167H70ZM99 166V167H98ZM13 167H15V166H12V167H10V170L8 169L7 171H6V175H9V173H10V175H12L13 173H12V169H13V172L15 171L16 172V168L14 169ZM25 167V168H24ZM37 167H39V168H37ZM41 167V168H40ZM80 169H79V168ZM91 167V168H90ZM110 167V168H109ZM111 167H112V169H111ZM1 168H2V166L0 167V172L1 171H3V170H1ZM8 168V167H7ZM34 168V169H33ZM55 168L56 169H58V171H59V173L58 172H54V171H51V169L53 170H55ZM60 168V169H59ZM97 168V169H96ZM33 169V170H32ZM38 169V170H37ZM47 169V170H46ZM69 169V170H68ZM77 169V170H76ZM41 170H42V175H41ZM44 170V171H43ZM46 170V171H45ZM73 170V171H72ZM76 170V171H75ZM54 173L53 175H52V173ZM56 171V170H55ZM68 173V175L66 174V177L64 176V173ZM75 171V172H74ZM105 171V172H104ZM108 171H109V173H108ZM14 172V173H15ZM35 174H34V173ZM36 172H38V175H37V173ZM50 173V177H49V174L48 173ZM12 173V174H11ZM33 173V174H32ZM44 173H45V176L46 175H48V176H46V178H47V181H44V180H46L44 177H40V175L41 176H43L44 175ZM47 173V174H46ZM57 175V177H58V179H57V177H56V175ZM62 176H61V175ZM70 174V175H69ZM73 175V176H72ZM107 175V176H106ZM34 176V177H35ZM54 177L56 178V180L54 179ZM68 177H70V178H68ZM109 178V182L108 181H104V180H101L102 178ZM28 178V177H27ZM44 178V179H43ZM66 178V179H65ZM103 178V179H104ZM43 179V180H42ZM62 179V180H61ZM28 180V179H27ZM72 180H73V182H72ZM49 181H51V179L49 180ZM63 181V182H62ZM64 181H65V183H69V186H68V184H64ZM78 183H77V182ZM91 181V182H90ZM96 181V182H95ZM35 182H36V184L38 185H35ZM71 182L72 183H74V184H72L73 185V188L70 186L71 185ZM18 183L19 182H17V185H18ZM55 183V184H54ZM77 183V184H76ZM82 183L83 184H86V185H82ZM63 184V185H62ZM44 185V186H45ZM60 185H62V186H60ZM80 185V186H79ZM81 185H82V187H81ZM10 186H12V184L10 185ZM13 186H16V184L15 185H13ZM19 186H17L18 188H19ZM40 186V187H39ZM54 186V187H55ZM58 186H60V187H58ZM63 186H64V189H62L63 188ZM66 186V187H65ZM79 186V187H78ZM33 187H32V195H31V200H30V209H29V204L27 205L26 204V201H25V204H24V202H22L23 203V205H22V208H23V211L25 212V214L27 215V217L29 218V216L30 217H33V215H34V213H35V215H38V216H35V217H40V216H42L43 214V218H46V217H44L45 215H47V217H49L50 218V213H54L53 215H52V217L50 218V219H52V220H54V219H56L55 218V216L57 215V213H58V210H53V206H52V210H51V205L48 207V204H50L51 202H50V200H48V198L50 197V199H51V196L49 195V196H47V198L45 197L44 199H43V203H40V201L41 200H39V197H38V203H37V196H35V191H33ZM76 187H77V189H76ZM26 188V189H25ZM65 188H67V189H65ZM20 188H19V190H21ZM73 189L75 190V191H73ZM94 190V191H93ZM92 191L95 193L96 192V194H94V193H92ZM45 192H49V190L47 191V189L45 190ZM66 193V194H65ZM79 195H78V194ZM80 193H81V195H80ZM90 193H91V195H90ZM115 193V194H114ZM61 194H62V192H61ZM86 194H88L89 196H88V198H87V200H90V196H92L91 197V199H92V201L90 200V202L89 201H87V203H85L86 202V197H87V195ZM93 194V195H92ZM73 195L75 196V198H76V196L78 197V196H80L81 198H76V200H75V198H73ZM85 196L84 197V200H85V204H84V207L85 206H87V205H89V207L87 206L86 207V209L84 208V207H82V205L80 206L79 204H80V202L82 201H84L82 198H83V196ZM60 196H62V195H60ZM113 196V197H112ZM32 197H33V200H32ZM99 198H100V201L101 202H99ZM102 199V200H101ZM112 199V200H111ZM28 200H29V198H28ZM98 200V201H97ZM46 201V203H47V207L49 208V210L46 208V210H45V206H46V203H45V205H44V202ZM52 201V200H51ZM81 202V203H82ZM96 203L97 202V204L95 205V204H93V203ZM107 202V203H106ZM28 203V202H27ZM76 203V204H75ZM79 203V204H78ZM90 203H92V205L90 204ZM32 204V205H31ZM33 204H34V207H33ZM101 204V205H100ZM25 205V206H24ZM38 205V206H37ZM94 205V207H91V206H93ZM105 205V206H104ZM108 205V206H107ZM97 206H101L102 207V209H98V207ZM42 209H41V208ZM76 207H74V208H76ZM91 207V208H90ZM100 207V208H101ZM44 208V209H43ZM92 208H93V211H92ZM94 208H96V209H94ZM0 209H1V207H0ZM3 209V208H2ZM36 209V210H35ZM88 209V210H87ZM91 209V210H90ZM97 209H98V212H97ZM33 210H34V212H33ZM37 210H38V212H37ZM43 210H44V213H43ZM47 210L49 211V213L47 212ZM85 210V211H84ZM86 210H87V212H86ZM100 210H101V212H100ZM104 210H103V212H104ZM26 211H28L27 213H26ZM41 211V212H40ZM83 211V212H82ZM89 211V212H88ZM33 212V213H32ZM56 212V213H55ZM95 212H96V214H95ZM100 212V213H99ZM30 213V214H29ZM46 213V214H45ZM48 213V214H47ZM91 213V214H90ZM2 213H0V215H1ZM28 214H29V216H28ZM41 214V215H40ZM87 214H88V216H87ZM3 215V214H2ZM50 215V216H49ZM78 215H76L77 217H78ZM79 218V217H78ZM13 225H15V224H13ZM59 226H61V225H63L62 223H59L58 224ZM8 228L10 229V227L8 226ZM8 229V230H9ZM47 230V229H46ZM261 230V229H260ZM11 233L13 232H17L16 230H14V229H12V230H9ZM57 231H58V229H57ZM57 231H55L54 230V232H57ZM60 231V230H59ZM58 231V232H59ZM53 232V231H52ZM260 232V233H259ZM259 232H257V234L259 233V237H258V239H255L256 240V243H255V240H254V243H253V245H255L257 248H259V249H261L262 248V250H264V227H263V232H262V230L261 231H259ZM14 233V234H15ZM261 234H262V236H261ZM34 238H35V245L31 248V249H33V250H30L29 252H27V253H25V255L26 256H24V254L22 255V259L21 258H19L18 260H16L15 262H14V264H19L21 261V263L20 264H38V263H40V258L42 257V255H45V253L48 251L49 253H46V254H50L52 251H53V248H51V246L52 245H50L49 244V242L51 243V241L48 239V237H46V236H42V235H35L34 236ZM40 238V239H39ZM262 239V240H261ZM79 240H80V238H79ZM257 240H258V243L259 244H257ZM2 241V240H1ZM48 241V242H47ZM262 241V242H261ZM262 244V245H261ZM0 246H2L1 245V243H0ZM41 248V249H40ZM46 248V249H45ZM52 249V250H51ZM51 250V251H50ZM177 250H178V248H176L175 247V249H174V251H175V255H178V257L179 256H181V252H178L177 253ZM31 253V254H30ZM41 253H42V255H41ZM39 256V257H38ZM24 257V258H23ZM246 256H244V257H242L243 259L245 258ZM31 258V259H30ZM34 258V259H33ZM36 258H38V260L36 259ZM63 258V257H62ZM264 259V258H263ZM189 260V262L191 261V259H188ZM18 261V262H17ZM44 261H46V260H43V262L41 261V263L42 264H50V262L48 261H46V262H44ZM224 261V259H222V262ZM250 263H252V261H250ZM262 264V259L260 260V263H259V261L258 260H256V261H254L252 264ZM263 263H264V260H263ZM189 264H195L194 263V261H191Z\"/></svg>",
    "mask_w": 264,
    "mask_h": 264
}]
</instances>
